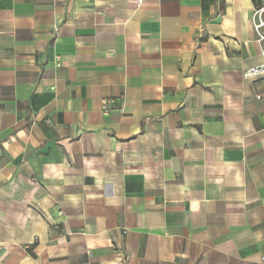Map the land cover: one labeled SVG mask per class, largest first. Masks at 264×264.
<instances>
[{"label": "crops", "instance_id": "1", "mask_svg": "<svg viewBox=\"0 0 264 264\" xmlns=\"http://www.w3.org/2000/svg\"><path fill=\"white\" fill-rule=\"evenodd\" d=\"M257 3L0 0V264H264Z\"/></svg>", "mask_w": 264, "mask_h": 264}, {"label": "built area", "instance_id": "2", "mask_svg": "<svg viewBox=\"0 0 264 264\" xmlns=\"http://www.w3.org/2000/svg\"><path fill=\"white\" fill-rule=\"evenodd\" d=\"M252 25L257 34L258 41L262 43V57L260 64L255 65L246 71L247 76H257L264 74V0H258V3L253 9ZM59 58V57H58ZM260 98L261 96L258 95ZM116 106V99L109 97L103 100L102 110L108 114Z\"/></svg>", "mask_w": 264, "mask_h": 264}, {"label": "trees", "instance_id": "3", "mask_svg": "<svg viewBox=\"0 0 264 264\" xmlns=\"http://www.w3.org/2000/svg\"><path fill=\"white\" fill-rule=\"evenodd\" d=\"M257 1V0H256Z\"/></svg>", "mask_w": 264, "mask_h": 264}]
</instances>
